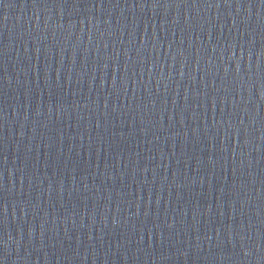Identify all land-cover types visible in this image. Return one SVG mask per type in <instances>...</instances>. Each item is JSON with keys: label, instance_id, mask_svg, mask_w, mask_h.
I'll return each mask as SVG.
<instances>
[{"label": "water", "instance_id": "1", "mask_svg": "<svg viewBox=\"0 0 264 264\" xmlns=\"http://www.w3.org/2000/svg\"><path fill=\"white\" fill-rule=\"evenodd\" d=\"M0 264H264V0H0Z\"/></svg>", "mask_w": 264, "mask_h": 264}]
</instances>
